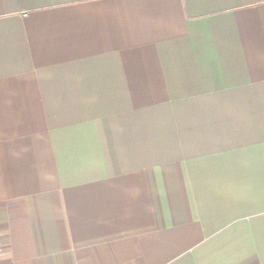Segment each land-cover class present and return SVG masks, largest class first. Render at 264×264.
Here are the masks:
<instances>
[{
  "label": "crops",
  "instance_id": "0c3cea01",
  "mask_svg": "<svg viewBox=\"0 0 264 264\" xmlns=\"http://www.w3.org/2000/svg\"><path fill=\"white\" fill-rule=\"evenodd\" d=\"M0 264H264V0H0Z\"/></svg>",
  "mask_w": 264,
  "mask_h": 264
},
{
  "label": "built area",
  "instance_id": "2783aa9c",
  "mask_svg": "<svg viewBox=\"0 0 264 264\" xmlns=\"http://www.w3.org/2000/svg\"><path fill=\"white\" fill-rule=\"evenodd\" d=\"M1 252H2V246H1V244H0V256H1Z\"/></svg>",
  "mask_w": 264,
  "mask_h": 264
}]
</instances>
